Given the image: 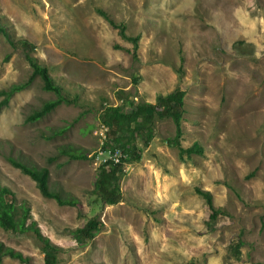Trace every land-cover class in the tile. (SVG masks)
Returning a JSON list of instances; mask_svg holds the SVG:
<instances>
[{
	"label": "rangeland",
	"instance_id": "1",
	"mask_svg": "<svg viewBox=\"0 0 264 264\" xmlns=\"http://www.w3.org/2000/svg\"><path fill=\"white\" fill-rule=\"evenodd\" d=\"M97 8L138 35L136 45ZM0 25V98L28 78V53L69 99L26 120L55 97L35 75L0 107V182L28 207L26 223L59 247L56 264H264V0H0ZM176 86L185 91L180 143L203 152L181 159L165 140L173 122L155 117L153 137L137 138L139 157L124 162L120 199L101 202L93 186L107 155L102 108L127 96L154 102ZM5 154L46 166L50 187L76 204L42 196ZM194 186L211 192L222 211L214 219ZM90 217L101 224L80 243L67 228ZM0 240L43 264L32 229L0 227Z\"/></svg>",
	"mask_w": 264,
	"mask_h": 264
},
{
	"label": "trees",
	"instance_id": "2",
	"mask_svg": "<svg viewBox=\"0 0 264 264\" xmlns=\"http://www.w3.org/2000/svg\"><path fill=\"white\" fill-rule=\"evenodd\" d=\"M97 11L113 26H118L120 35L131 39L133 46L136 45L138 35L126 34L121 22L117 23L113 21L101 8H97ZM0 32L8 36L7 30L2 25H0ZM25 58L31 67L28 78L24 82L12 84L7 90L2 91L3 97L0 98V107L7 103L9 96L14 90L22 88L33 76L38 75L42 81V88L54 92L55 97L42 100L38 107L27 113L25 119L34 120L50 111L59 102L69 101V99L62 94L60 86L53 81L47 68L37 62L35 56L25 53ZM184 93L183 88L176 86L167 92L156 93L154 102L128 100L127 96L124 105H105L102 108L99 120L106 126L108 133V138L105 139L103 145L108 144L107 146L111 148H114L113 145H121L123 156L120 157L119 161L103 163L97 168L93 191L101 202L115 203L120 199L119 184L124 162L139 157L135 144L137 138L146 145L153 137L155 117H168L173 122L174 134L165 137V140L169 145L177 147L178 155L181 159L188 158L193 153L200 154L203 152V146L197 141H193L187 146H183L180 143L182 134L181 120L184 112ZM125 104H127V108H125ZM58 152L66 154L71 158H84L86 156L85 153L74 151L66 146H61ZM5 157L11 165L19 168L20 171L27 174L34 181L42 196L53 198L57 204H76V197L64 194L61 190L50 187L49 170L46 166L27 163L11 154H5ZM194 191L200 194L207 203L210 209V219H214L218 213L222 212L219 207L214 205L209 190L194 186ZM27 216L28 207L22 204L17 205L13 191L0 182V227L5 230L20 232L32 229L42 246L43 264H56L59 247L41 233L34 220L26 223ZM99 223L101 224L99 219L90 217L83 225L69 227L67 231L71 237L82 243L93 237L99 228ZM3 256L13 257L22 261L23 264H28L27 257L21 251L4 244L0 240V261Z\"/></svg>",
	"mask_w": 264,
	"mask_h": 264
},
{
	"label": "built area",
	"instance_id": "3",
	"mask_svg": "<svg viewBox=\"0 0 264 264\" xmlns=\"http://www.w3.org/2000/svg\"><path fill=\"white\" fill-rule=\"evenodd\" d=\"M119 150L117 148H111L105 146L103 151L107 153L105 157L102 158L101 163L116 162L119 161L120 157L123 156L122 150H119V153L116 152Z\"/></svg>",
	"mask_w": 264,
	"mask_h": 264
}]
</instances>
